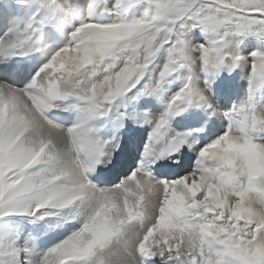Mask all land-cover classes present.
Returning <instances> with one entry per match:
<instances>
[{"label": "snow or ice", "instance_id": "6c2138e0", "mask_svg": "<svg viewBox=\"0 0 264 264\" xmlns=\"http://www.w3.org/2000/svg\"><path fill=\"white\" fill-rule=\"evenodd\" d=\"M6 8L0 264H264V0Z\"/></svg>", "mask_w": 264, "mask_h": 264}, {"label": "rangeland", "instance_id": "374dc122", "mask_svg": "<svg viewBox=\"0 0 264 264\" xmlns=\"http://www.w3.org/2000/svg\"><path fill=\"white\" fill-rule=\"evenodd\" d=\"M10 13L8 10H6L4 5V0H0V13ZM246 72L236 73L233 74L231 77H227V82L224 84L223 88L225 91L229 94L230 103H235L238 100L242 99L245 95L246 91ZM217 107V110H227L230 106L215 104ZM225 122L219 121L212 125L214 132H222L223 124ZM143 133L141 134V139L143 138ZM135 222V221H134Z\"/></svg>", "mask_w": 264, "mask_h": 264}, {"label": "bare ground", "instance_id": "6f19581e", "mask_svg": "<svg viewBox=\"0 0 264 264\" xmlns=\"http://www.w3.org/2000/svg\"><path fill=\"white\" fill-rule=\"evenodd\" d=\"M81 2H86V0H81ZM15 0H4V5L5 8L7 5H14ZM10 13H0V30L4 29L6 25L8 24L10 17H11V11L10 9L6 8ZM227 76L221 77V81L218 82L214 88L216 91V96L213 97L214 103L215 104H220V105H225V106H230V99H229V94L225 91L223 88L224 84L227 82Z\"/></svg>", "mask_w": 264, "mask_h": 264}]
</instances>
